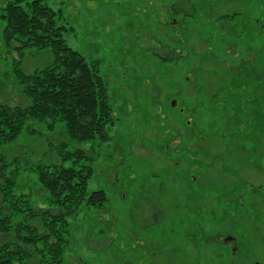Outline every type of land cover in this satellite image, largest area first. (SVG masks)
I'll return each instance as SVG.
<instances>
[{"label":"rangeland","instance_id":"obj_1","mask_svg":"<svg viewBox=\"0 0 264 264\" xmlns=\"http://www.w3.org/2000/svg\"><path fill=\"white\" fill-rule=\"evenodd\" d=\"M44 2L97 63L116 118L87 188L108 201L69 217L62 264H264V0ZM4 27L0 103L18 104L15 60L32 72L53 55L8 52ZM31 124L0 151L25 162L18 192L48 208L35 166L63 164L64 134Z\"/></svg>","mask_w":264,"mask_h":264},{"label":"trees","instance_id":"obj_2","mask_svg":"<svg viewBox=\"0 0 264 264\" xmlns=\"http://www.w3.org/2000/svg\"><path fill=\"white\" fill-rule=\"evenodd\" d=\"M0 12L8 52L15 49L23 57L34 47L53 55L50 63L32 72L24 71V58L15 60L13 73L23 100L0 103V147L13 143L25 129L35 131L31 122L43 123L50 131L61 126L64 134L56 145L63 164L39 161L35 166L48 208L36 209L30 195L18 192L16 178L25 162L18 158L10 162L0 151V264H62L69 217L78 214L84 200L101 209L108 201L104 190L88 193L87 188L95 172V144L108 140V129L116 123L109 87L97 63L67 44L72 26L62 9L55 10L44 0H6ZM77 143H92V150ZM69 162L72 165L66 166Z\"/></svg>","mask_w":264,"mask_h":264},{"label":"flooded vegetation","instance_id":"obj_3","mask_svg":"<svg viewBox=\"0 0 264 264\" xmlns=\"http://www.w3.org/2000/svg\"><path fill=\"white\" fill-rule=\"evenodd\" d=\"M224 241H226V239L224 238Z\"/></svg>","mask_w":264,"mask_h":264}]
</instances>
